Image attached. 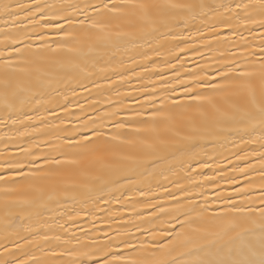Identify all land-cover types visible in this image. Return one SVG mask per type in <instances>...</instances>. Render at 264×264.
I'll list each match as a JSON object with an SVG mask.
<instances>
[{"label":"snow or ice","instance_id":"6c2138e0","mask_svg":"<svg viewBox=\"0 0 264 264\" xmlns=\"http://www.w3.org/2000/svg\"><path fill=\"white\" fill-rule=\"evenodd\" d=\"M0 264H264V0H0Z\"/></svg>","mask_w":264,"mask_h":264}]
</instances>
